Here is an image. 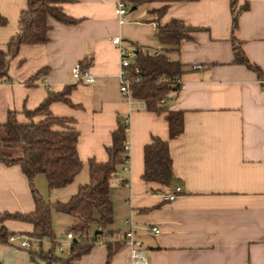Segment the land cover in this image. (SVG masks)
I'll return each mask as SVG.
<instances>
[{"label": "crops", "instance_id": "1", "mask_svg": "<svg viewBox=\"0 0 264 264\" xmlns=\"http://www.w3.org/2000/svg\"><path fill=\"white\" fill-rule=\"evenodd\" d=\"M118 1L62 4L63 12L78 23L66 25L51 18L49 42L23 46L15 58L17 69L29 61L36 64L26 84L44 87L35 95L40 105L50 93L73 87L70 103L54 102L51 112L75 120L84 163L74 181L79 187L90 181L91 160L107 161L106 147L119 120L129 123V170L120 167L111 181L114 221L105 229L111 238L106 245L93 244L70 264H131L130 246L116 237L131 229L149 264H264V0H238L237 11L249 7L240 14L234 32L231 0L173 3L161 17L152 11L164 4L153 3L129 11L126 23L116 15ZM26 6V0H0V14L8 21L0 26V50L6 51L17 35ZM172 20L193 29L188 32L190 39L178 46L163 45L158 37ZM115 37L135 55L154 56L160 51L181 65L184 88L172 91L165 105L168 111L184 113L185 128L178 138L170 139L167 112L148 111L144 102L129 101L121 94V55ZM233 39L261 69L262 80L236 62ZM77 64L89 68L93 83L74 81L72 70ZM9 86L6 81L0 88ZM10 111L15 110L5 109L0 127ZM154 137L169 143L176 177L170 188L143 178L145 147ZM41 176L36 177L35 187L45 199L48 182ZM176 187L182 192L167 200ZM35 207L31 183L21 166L0 163V214H29ZM4 226L12 234L28 237L31 245L0 242L1 264H65L49 263L46 255L53 248L47 251L44 239L32 236V224L8 220ZM153 228L160 234L155 235ZM94 235L95 229L88 234ZM74 241L67 238L68 249L59 244L54 255L70 256Z\"/></svg>", "mask_w": 264, "mask_h": 264}, {"label": "trees", "instance_id": "2", "mask_svg": "<svg viewBox=\"0 0 264 264\" xmlns=\"http://www.w3.org/2000/svg\"><path fill=\"white\" fill-rule=\"evenodd\" d=\"M77 0H26L27 6L22 11L19 31L7 44V50H0V77L7 75L10 62L15 59L23 46L45 45L49 42L51 27L49 20L55 19L66 25L77 24L78 21L66 15L61 5L73 3ZM197 0H124L129 7L139 8L153 3H162L163 7L154 9L161 17L173 3L193 2ZM238 0H231L233 18V32L238 28L240 14L248 9V4L237 11ZM8 25V21L0 14V26ZM181 20H172L164 25L158 33L163 45L178 46L182 40L190 39L188 32L192 31ZM233 51L236 62L255 72L262 80V71L253 65L245 56L241 44L233 39ZM135 64L139 65L141 81L132 85V96L142 101L148 111L154 113L167 112L170 139L181 136L185 128L184 113L182 111H168L161 105V100L167 97L174 87L157 83L162 76L180 77L182 67L179 63L171 62L166 56H150L137 53ZM72 86L59 93H50L47 99L34 110H25L28 122L21 123L17 119V112L10 111L7 121L3 125L4 135L0 140L3 147H14L21 144L22 154L18 157L0 152V163L7 166L20 165L23 173L31 183L35 201V211L29 214L3 213L0 214V242L8 243L12 235L4 226L8 220L27 222L33 225L32 236L43 240L53 241V249L46 255V259L70 264L72 261L87 254L93 243L89 239H80L81 233L89 234L98 228L107 229L114 221V206L111 199V181L123 167L126 159L125 144L128 140L129 123L119 120L118 128L112 134V143L106 147L107 161L89 162L90 181L81 185L78 192L68 201L55 203L47 202L35 187L38 175H44L49 190L55 191L72 184L82 171L84 163L78 153L79 132L75 120L54 116L51 105L54 102L70 103L69 94ZM130 158V157H129ZM144 181L161 184L170 188L176 181L174 165L170 154L169 143L158 137L145 147ZM72 216L76 223L72 233L79 237L71 247L70 256L56 257V235L53 230V212ZM94 235V236H95ZM59 246V245H58ZM112 255V252L110 256ZM1 264V263H0Z\"/></svg>", "mask_w": 264, "mask_h": 264}, {"label": "built area", "instance_id": "3", "mask_svg": "<svg viewBox=\"0 0 264 264\" xmlns=\"http://www.w3.org/2000/svg\"><path fill=\"white\" fill-rule=\"evenodd\" d=\"M129 7L124 2V0H119L116 5V15L120 23H126L128 21ZM158 30V26L155 27ZM113 43L119 47L120 55H121V71H120V92L127 100H134L132 96V85L135 83H139L141 81V77L139 76V72L141 68L139 65L135 64V52L134 50L124 43V41L120 37H115L113 39ZM160 51H156L154 56H160ZM200 67H195V69H199ZM73 78L76 83L87 82L93 83L94 77L91 75L89 68L82 67L81 64H77L72 70ZM6 83V80H0V87ZM157 83L163 85H169L174 87V91L180 92L184 88V83L180 77H168L162 76L157 80ZM167 102V97L161 100V105L165 106ZM144 104V103H143ZM145 107V104H144ZM128 122V121H127ZM125 154L126 159L123 163L124 171L129 170L130 165V147L129 142L127 141L125 144ZM182 192L181 187H176L173 193H169L166 196V199L169 201H173L176 199L177 195ZM153 232L155 235L160 234V229L153 228ZM80 239H89L93 244L98 245H106L108 240L111 238L105 230L102 228H98L97 235L93 238L89 237L85 233H81L78 235ZM74 233H68L67 238L71 241L78 240L79 237ZM117 238L122 240H126L128 245L130 246V261L131 264H149L146 251L143 248L142 242L135 238L133 230H129L127 233L122 235H117ZM16 242L20 243L22 248L30 247V239L28 237L22 235L12 234L9 236L8 243L14 244ZM61 252H64V249L60 248Z\"/></svg>", "mask_w": 264, "mask_h": 264}, {"label": "rangeland", "instance_id": "4", "mask_svg": "<svg viewBox=\"0 0 264 264\" xmlns=\"http://www.w3.org/2000/svg\"><path fill=\"white\" fill-rule=\"evenodd\" d=\"M16 63V59L12 60L10 62V69L7 75L0 77V80H6L10 84L9 87L0 88V122L3 118V120H5L4 113L5 109L7 108L15 110L17 112L18 121L24 123L28 122V118L24 114L25 109L34 110L40 106V103H38L37 99H35V95H39V93L44 90V87H42L41 84L35 88H29L26 84L28 78H30L29 76H31L36 69V64L29 61V63L25 64L23 68L17 69ZM1 95H3V97ZM3 135L4 129L2 126L0 127V140L2 139ZM22 148L23 146L21 144L14 147H3L0 145V152L18 157L22 154ZM41 177L42 179H45L44 175ZM78 189L79 184L74 182L69 186L62 188V190H59L55 194H51L48 186H46L45 200L51 203H55L58 200L66 202L72 197V195H75L78 192ZM52 217L53 230L56 235L57 242V253H59V244L63 245L65 249H68V245L66 243L67 234L72 233L74 219L70 216L59 214L55 211L53 212ZM43 242V245L47 251L49 248L53 247V241L51 239L46 238L43 240Z\"/></svg>", "mask_w": 264, "mask_h": 264}, {"label": "water", "instance_id": "5", "mask_svg": "<svg viewBox=\"0 0 264 264\" xmlns=\"http://www.w3.org/2000/svg\"><path fill=\"white\" fill-rule=\"evenodd\" d=\"M136 9H137V8H132L130 11L133 12V11H135Z\"/></svg>", "mask_w": 264, "mask_h": 264}]
</instances>
